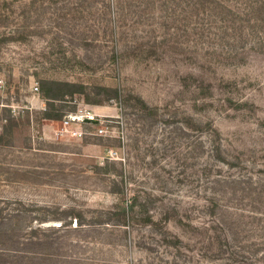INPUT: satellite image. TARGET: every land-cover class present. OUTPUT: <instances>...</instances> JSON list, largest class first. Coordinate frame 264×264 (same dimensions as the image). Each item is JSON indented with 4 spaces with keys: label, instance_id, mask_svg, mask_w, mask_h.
<instances>
[{
    "label": "rangeland",
    "instance_id": "obj_1",
    "mask_svg": "<svg viewBox=\"0 0 264 264\" xmlns=\"http://www.w3.org/2000/svg\"><path fill=\"white\" fill-rule=\"evenodd\" d=\"M195 11V0H0V202L22 211L13 224L40 226L45 238L61 223L75 228L73 214L113 207L115 166L130 194L156 196L151 215L167 231L134 226L129 244L112 228L77 246L68 240L79 232H60L67 246L40 247L39 264H231L218 241L228 234L247 252L233 264H264V48L202 43ZM135 34L138 61L128 54ZM79 109L96 115L81 123L86 135H62ZM203 127L239 156L233 170L215 169L208 150L196 156L193 130ZM105 162L110 173L97 169ZM218 172L246 182L215 186Z\"/></svg>",
    "mask_w": 264,
    "mask_h": 264
},
{
    "label": "trees",
    "instance_id": "obj_2",
    "mask_svg": "<svg viewBox=\"0 0 264 264\" xmlns=\"http://www.w3.org/2000/svg\"><path fill=\"white\" fill-rule=\"evenodd\" d=\"M195 4V14L198 18V25L201 26V28H199V37L202 43H205L207 40L206 38L218 40L224 42V45L227 48L229 46L232 51L235 48H238L237 44L245 48L248 47L253 51L264 48V37H261L264 33V0H195ZM133 14L136 19L140 17L138 12H133ZM161 25H164V27L167 28V24ZM208 33L210 35H207ZM136 38L138 37L135 34L134 46L131 47L128 54L133 53L138 61L144 58V51L142 53L140 52L142 49H140V44L136 41ZM229 39L233 41V43L235 42L234 45L228 43ZM235 56L236 59H243V55L241 54L239 55L235 53ZM199 87H202L201 83L197 86V88ZM111 90L114 92V98L119 102V109L120 112H122V102L125 98L123 90L121 87L111 88ZM43 92H45L48 99H58L57 97L61 96V93L57 92L46 93L45 90H43ZM142 102L145 111L149 109L152 111V115H155L157 107H151L143 100ZM59 116L61 115L53 114L48 111L44 114L45 119H55V117ZM165 117L164 119L166 121L170 119L167 115ZM193 131H195L194 134H196L197 137L196 142H194L196 156L201 154L204 150H208L213 162L220 164L216 165L215 169L218 170L222 165H225L227 168L231 167L233 170L237 166V161L240 160L239 156L230 153L223 144L225 139L215 128H194ZM206 131H208L207 133L209 134L206 137L209 146L205 145L207 141L205 140L204 132ZM97 169H100L104 173H110L111 171L108 162H105L101 167H97ZM113 171L112 174L114 176L110 185L111 194L114 197L113 207L94 211L90 216L85 213L73 214L76 218L75 228L66 223H61L57 230L47 229L44 232L46 234L48 233V235H44L45 238H39L37 235L38 232H42L40 226L32 225L23 229L19 224H13L15 220L20 218L22 211L16 208H7V206H4L6 202L1 201L0 264H39L37 257L44 255L42 253L39 254L38 250L40 247H45L46 249L51 250L58 247L60 250H63V248L67 246L61 241L65 240L67 237L65 235H58L60 232L77 231L81 234L78 236L79 239L77 240H68V243L71 246H77L87 239H92L95 237L96 233L102 234V230L110 232L108 230H112V228L126 229L125 232L128 235L127 240H130L129 244L133 241L132 227L134 226H145L147 228L154 226L158 230H154L152 233L153 235L159 234L163 236V232L167 233L166 230L161 228V225H159L158 222L153 220L154 218L151 215L154 209L153 207L155 205L156 196L142 190H135L133 194H130V182L127 176L124 175L123 171L117 170L115 166L113 167ZM216 177L222 180H215V186L221 184L220 182H225L227 184L230 182H246L244 180L246 178L240 176V174L223 176L222 173L218 172L212 174L211 179ZM255 184H258V182ZM261 184L264 183L259 182V185ZM213 189L215 188L213 187ZM233 191H235V189H233ZM231 193L232 192H229V194ZM205 200L211 205L217 204V201H214V199L212 200L207 197ZM34 219L44 223L48 221L49 216L36 215ZM50 232H52L53 235H49ZM112 234L113 232L109 233V235ZM231 240L229 234L226 240L218 238L220 245L222 244L220 247L221 254L224 253L227 255V257H229L227 261L233 264V262L236 261V258H245L247 252L243 250L241 245L237 244L233 246L232 244H235V240ZM176 241L180 242L181 240L176 238ZM164 243L171 244L172 241L164 239L163 244ZM241 250H243V252H237ZM49 256L50 254H47V257ZM250 261V264H255L254 259Z\"/></svg>",
    "mask_w": 264,
    "mask_h": 264
},
{
    "label": "built area",
    "instance_id": "obj_3",
    "mask_svg": "<svg viewBox=\"0 0 264 264\" xmlns=\"http://www.w3.org/2000/svg\"><path fill=\"white\" fill-rule=\"evenodd\" d=\"M34 90L38 92L39 88L35 86ZM95 117V114H91L90 111H84L83 109L67 114L64 119L62 135L67 134L74 138H83L86 134L81 128V123L84 121H94ZM99 132L102 134L104 130L100 129Z\"/></svg>",
    "mask_w": 264,
    "mask_h": 264
}]
</instances>
